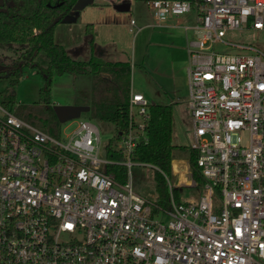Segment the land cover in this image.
<instances>
[{
    "label": "built area",
    "instance_id": "obj_1",
    "mask_svg": "<svg viewBox=\"0 0 264 264\" xmlns=\"http://www.w3.org/2000/svg\"><path fill=\"white\" fill-rule=\"evenodd\" d=\"M146 3L156 26L194 15L184 26L193 33L188 147L201 181L189 171L188 186L199 196L176 200L162 171L168 206L135 189L134 165L156 169L132 159L150 120L141 92H130L120 160L108 155L116 134L103 143L92 119L69 120L56 136L0 102V264H264V52L224 38L229 29L264 30V0ZM114 165L126 167V181Z\"/></svg>",
    "mask_w": 264,
    "mask_h": 264
},
{
    "label": "rangeland",
    "instance_id": "obj_2",
    "mask_svg": "<svg viewBox=\"0 0 264 264\" xmlns=\"http://www.w3.org/2000/svg\"><path fill=\"white\" fill-rule=\"evenodd\" d=\"M123 0H94L80 10L71 21L61 20L54 28L55 40L68 50L77 60L98 58L102 61H128L131 63L132 89L143 93L151 102L174 105L172 140L175 145L173 169L169 175L179 201L195 199L200 194L198 187L188 186L192 124L188 105L187 66L188 56L179 51L185 50L186 37H192L190 25L193 13L170 16L168 28L155 26L151 9L146 2L129 0L131 8L120 11L114 4ZM136 21L131 25V20ZM232 43L250 44L264 52V30L252 27L229 29L224 37ZM185 48V49H184ZM218 50L241 51L238 48L216 43ZM10 55L3 51L0 61ZM10 57V56H9ZM12 61L11 57L6 59ZM171 62V63H170ZM12 78V79H11ZM0 78V102L6 92L13 93L16 104L22 106H40L41 90L50 87L49 100L52 105L87 104L93 97V75L76 77L68 73L54 74L49 80L33 66H24L16 79ZM16 80L12 84L11 80ZM170 79V86L159 88L163 80ZM16 105L14 106V109ZM81 118L91 119L90 112H82ZM103 143L113 137L112 124L97 119ZM68 122L61 123L62 129ZM74 125L70 126V129ZM117 141L115 142V144ZM186 146V148H183ZM156 169L148 165H134L132 177L135 189L152 201H159L156 190ZM191 174V173H190ZM188 175V178H187ZM181 183V184H180Z\"/></svg>",
    "mask_w": 264,
    "mask_h": 264
},
{
    "label": "trees",
    "instance_id": "obj_3",
    "mask_svg": "<svg viewBox=\"0 0 264 264\" xmlns=\"http://www.w3.org/2000/svg\"><path fill=\"white\" fill-rule=\"evenodd\" d=\"M4 1V6L0 7V55L3 51H9L10 55L6 57L8 59L11 57L12 61H0V78L15 77L17 79L24 66L35 67L47 80L54 74L68 73L76 77L93 75V97L87 103L90 106V118L114 126L113 133L116 136L108 144V155L114 159H123V154L115 149V142L120 137L119 131L123 130L128 123L131 63L102 61L98 58L77 60L56 42L54 28L63 17L72 13V7L77 0ZM137 1L147 2L148 0ZM11 82L15 84L16 80ZM49 92V86L41 90L40 106L37 109L34 108L35 106L16 104L15 95L8 92L2 103L14 110L19 117L59 136L62 125L54 111V105L49 100ZM149 113L147 140L138 144L132 159L156 167V190L160 199L157 203L168 206L170 192L162 172L171 175L173 169L174 105L151 102ZM189 158L192 173L200 182L196 157L191 150ZM110 170L116 173L118 180L126 181L125 166L114 165ZM176 190L173 191L174 196L179 201Z\"/></svg>",
    "mask_w": 264,
    "mask_h": 264
},
{
    "label": "water",
    "instance_id": "obj_4",
    "mask_svg": "<svg viewBox=\"0 0 264 264\" xmlns=\"http://www.w3.org/2000/svg\"><path fill=\"white\" fill-rule=\"evenodd\" d=\"M94 0H77L72 7V13L66 15L62 18L63 21H71L74 19L75 15L87 5L91 4ZM5 1L0 0V7L4 6ZM117 10L124 11L131 8V2L129 0H123L120 3L114 4ZM155 103V101H152ZM54 111L61 123H65L69 120L79 118L82 112H87L90 110V106L87 104H62L54 105Z\"/></svg>",
    "mask_w": 264,
    "mask_h": 264
},
{
    "label": "crops",
    "instance_id": "obj_5",
    "mask_svg": "<svg viewBox=\"0 0 264 264\" xmlns=\"http://www.w3.org/2000/svg\"><path fill=\"white\" fill-rule=\"evenodd\" d=\"M189 15H191V14H189ZM194 15H191V18H192V20H194V17H193ZM155 23V22H154ZM156 26V25H155ZM159 27H163V28H168V27H170V25L169 24H167V22H166V24L164 25V26H159ZM187 39H188V37H186V45H187ZM186 45H185V48H186ZM184 48V49H185ZM181 53H184L185 55H186V53H187V56H188V61H189V55H188V52H187V49H185V50H181V51H179V55H181ZM171 63V62H170ZM132 68H133V65H132ZM170 79H167L166 81L165 80H163L162 81V84H160L161 86H159V88H161L162 90H163V87L166 85V86H170V84H169V81ZM131 89H132V83H131ZM158 101L157 100H155V103H157ZM68 104H72V103H68ZM77 104V103H76ZM81 104V103H80ZM168 104V103H167Z\"/></svg>",
    "mask_w": 264,
    "mask_h": 264
},
{
    "label": "flooded vegetation",
    "instance_id": "obj_6",
    "mask_svg": "<svg viewBox=\"0 0 264 264\" xmlns=\"http://www.w3.org/2000/svg\"><path fill=\"white\" fill-rule=\"evenodd\" d=\"M3 58H4V59H2V60H6V59H8V58L5 59V57H3Z\"/></svg>",
    "mask_w": 264,
    "mask_h": 264
},
{
    "label": "snow or ice",
    "instance_id": "obj_7",
    "mask_svg": "<svg viewBox=\"0 0 264 264\" xmlns=\"http://www.w3.org/2000/svg\"><path fill=\"white\" fill-rule=\"evenodd\" d=\"M69 227H71V226L69 225Z\"/></svg>",
    "mask_w": 264,
    "mask_h": 264
}]
</instances>
